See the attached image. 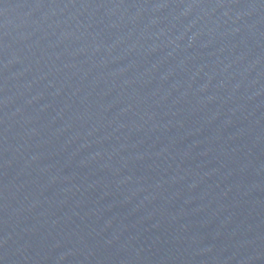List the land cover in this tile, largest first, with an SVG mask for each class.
Masks as SVG:
<instances>
[{
    "label": "water",
    "instance_id": "water-1",
    "mask_svg": "<svg viewBox=\"0 0 264 264\" xmlns=\"http://www.w3.org/2000/svg\"><path fill=\"white\" fill-rule=\"evenodd\" d=\"M0 264H264V0H0Z\"/></svg>",
    "mask_w": 264,
    "mask_h": 264
}]
</instances>
